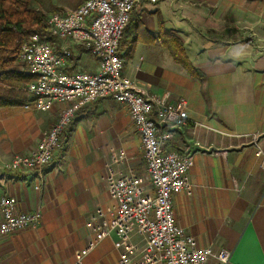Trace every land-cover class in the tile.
<instances>
[{
    "label": "crops",
    "instance_id": "obj_1",
    "mask_svg": "<svg viewBox=\"0 0 264 264\" xmlns=\"http://www.w3.org/2000/svg\"><path fill=\"white\" fill-rule=\"evenodd\" d=\"M82 1L40 0V8L73 9ZM178 41L198 76L173 59ZM62 47L71 51L64 70L96 68V58L72 40H61ZM118 53L144 93L187 100L186 132L163 146L193 152L190 187L173 195L175 222L199 247L231 249L228 264H264V0L138 1ZM14 68L27 71L18 61ZM29 99L26 91L21 104L0 106V196L14 198L19 210H38L40 223L0 236V264H119V237L110 233L111 245L93 227L112 204L105 175L114 154L129 157L115 168H132L147 181L127 107L104 97L81 108L39 177L7 164L36 148L63 103L36 110L24 107ZM194 122L218 131L191 132ZM130 227V243L139 247L142 237Z\"/></svg>",
    "mask_w": 264,
    "mask_h": 264
},
{
    "label": "built area",
    "instance_id": "obj_2",
    "mask_svg": "<svg viewBox=\"0 0 264 264\" xmlns=\"http://www.w3.org/2000/svg\"><path fill=\"white\" fill-rule=\"evenodd\" d=\"M138 1L156 0H83L73 9H60L47 14L46 22L61 40L70 39L87 50L96 60L93 71H66L63 66L71 51L58 49L38 34H32L19 49L18 57L33 79L26 85L30 99L26 108L49 109L62 102L56 120L44 130L37 146L28 154H16L7 164L15 170H43L53 160L61 145V135L70 120L83 107L109 97L125 104L134 129L139 135L145 170L150 187L147 188L132 168H115L126 155L118 151L107 166L105 181L112 200L106 219L93 229L98 238L114 233L124 250L119 264H228L232 256L229 248L199 247L192 235L174 219L173 195L190 187L188 171L193 164V152L164 149L176 131L186 132L187 100L177 97L144 93L124 73L123 59L118 53L119 38ZM197 127L218 131L200 122ZM98 215L103 216L98 210ZM38 210H19L9 195L0 196V236L17 230L33 228L40 223ZM131 224L142 237V244L130 243ZM90 243L81 254L90 247Z\"/></svg>",
    "mask_w": 264,
    "mask_h": 264
},
{
    "label": "trees",
    "instance_id": "obj_3",
    "mask_svg": "<svg viewBox=\"0 0 264 264\" xmlns=\"http://www.w3.org/2000/svg\"><path fill=\"white\" fill-rule=\"evenodd\" d=\"M47 12L40 8V0H0V106L21 104L26 85L33 75L14 68L21 44L30 35L38 34L57 47L61 39L52 33L46 22ZM177 41V40H176ZM171 48L173 59L180 62L191 75L197 70L187 60L181 43ZM74 116L61 135V144L75 123Z\"/></svg>",
    "mask_w": 264,
    "mask_h": 264
},
{
    "label": "rangeland",
    "instance_id": "obj_4",
    "mask_svg": "<svg viewBox=\"0 0 264 264\" xmlns=\"http://www.w3.org/2000/svg\"><path fill=\"white\" fill-rule=\"evenodd\" d=\"M52 11H55V10H51V11H48L47 12V14H49L50 12H52ZM17 61H18V64H20V65H24V63L19 59V57H17ZM25 66V65H24ZM26 67V66H25ZM60 110V109H59ZM58 115V114H57ZM56 118H57V116H56ZM56 120V119H55ZM50 127V126H49ZM139 150H140V153H141V156H142V158L144 159V157H143V152L141 151V149H140V147H139ZM94 152L95 151H93V154H94ZM126 155V154H125ZM126 157H128V155H126ZM129 158V157H128ZM127 158V159H128ZM126 161V160H125ZM109 163H112V162H109ZM125 163V162H124ZM123 163V164H124ZM144 163H145V160H144ZM116 164V166H119L120 164H118V163H114L113 165H115ZM122 166V165H121ZM134 171V170H133ZM138 176H139V178L141 179V181H142V183L143 184H147V183H149V180H148V176H147V174H146V170H145V174H146V178H147V181L146 182H144L143 181V179H142V177H141V174L140 173H138L136 170L134 171ZM106 206H104V208H105ZM106 237V240H108L109 241V243L111 244V245H113L114 244V238H113V236H111V235H107V236H105ZM32 256H33V254L31 253V254H29V256L28 257H31L32 258ZM38 256L39 257H41V258H45V254H44V252H39L38 251Z\"/></svg>",
    "mask_w": 264,
    "mask_h": 264
}]
</instances>
